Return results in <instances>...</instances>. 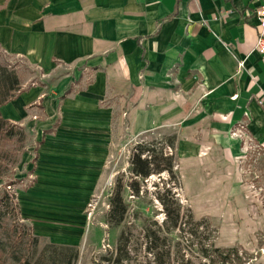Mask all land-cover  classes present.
<instances>
[{"label":"crops","instance_id":"obj_1","mask_svg":"<svg viewBox=\"0 0 264 264\" xmlns=\"http://www.w3.org/2000/svg\"><path fill=\"white\" fill-rule=\"evenodd\" d=\"M263 3L0 0V50L43 76L1 107L6 121L39 128L31 184L18 196L36 237L81 243L85 203L121 123L136 134L182 123L190 135L196 125L205 139L233 131V154L243 144L264 152ZM30 90L21 117L4 113Z\"/></svg>","mask_w":264,"mask_h":264},{"label":"rangeland","instance_id":"obj_2","mask_svg":"<svg viewBox=\"0 0 264 264\" xmlns=\"http://www.w3.org/2000/svg\"><path fill=\"white\" fill-rule=\"evenodd\" d=\"M0 66L18 77L13 96L43 77L29 75L22 60L1 50ZM4 91L0 83V98ZM31 96V90L25 92L6 105L4 113L21 117L22 105ZM189 128H194L190 135L182 123L152 124L140 134L128 122L116 127L105 179L102 176L92 184L97 191L85 203L86 232L81 243L74 245L36 237L19 211V193L31 184L39 128L8 120L0 123V264H156L148 246L169 244L175 250L179 242V247L185 245L187 250L211 239L215 246L237 249L240 261L234 264H264V152L253 144H243V152L233 154L231 150L235 152L239 146L235 132L205 139L200 137L201 129L196 133V125ZM139 144L150 148L142 157L151 154L159 161L161 152L171 156L173 173L164 171L144 179L134 176L131 158ZM166 188L171 189L184 216L205 220L197 227L188 221L196 232L193 241L180 230L168 234L169 242L159 236L154 241L147 238L157 232L165 218L157 193ZM116 193L127 208L119 223L109 219ZM204 262L194 260L196 264Z\"/></svg>","mask_w":264,"mask_h":264},{"label":"trees","instance_id":"obj_3","mask_svg":"<svg viewBox=\"0 0 264 264\" xmlns=\"http://www.w3.org/2000/svg\"><path fill=\"white\" fill-rule=\"evenodd\" d=\"M0 83L5 88V91L2 93L0 98V105H2L9 98L13 97V93L18 89L19 80L15 72L8 70L4 66H0ZM6 122L7 121L5 119L0 117V123L4 124ZM145 151L150 152V148H145V146L139 144L137 146V151L131 158L130 168L134 176L144 179L151 174H160L164 171L169 174L173 173V162L171 161V156H163L161 152L160 160L156 161L151 154L142 157V154ZM157 199L163 206L165 218L161 227H158L157 232L154 231L152 234L149 233L150 235H147V238H149L150 241H154L155 237L159 236L162 240H167L169 242L168 234H170L171 231L180 230L181 233H185L188 237H190V240L193 241L194 237H196V232L189 228L188 221L197 227L205 220H193L191 214L184 216L181 210V205L171 193L170 188L164 189L162 193L158 192ZM111 203L112 208L109 212V219H111L114 223H119L123 220L127 208L124 206L119 193L115 194ZM185 217H187L186 221L184 220ZM206 227L208 229L207 223ZM187 239L188 238H186V240ZM179 244L180 243L178 242L175 250H172L169 244L166 247L155 244L154 246H148L147 250L151 253L156 264H165V262L170 264L171 261H179L181 264H196L194 263V260L196 259H200V261L204 260V264H234L236 260H238L237 262L240 261L235 247L225 248L215 246L213 239L209 240L208 243L203 244L202 246L195 248L190 247L187 250H185V245H180L179 247ZM179 262L178 264H180Z\"/></svg>","mask_w":264,"mask_h":264},{"label":"built area","instance_id":"obj_4","mask_svg":"<svg viewBox=\"0 0 264 264\" xmlns=\"http://www.w3.org/2000/svg\"><path fill=\"white\" fill-rule=\"evenodd\" d=\"M255 18L258 27L256 47L260 52H264V3L255 10Z\"/></svg>","mask_w":264,"mask_h":264}]
</instances>
